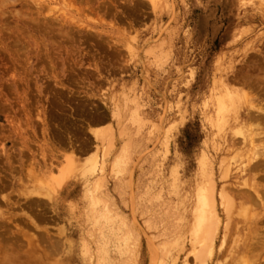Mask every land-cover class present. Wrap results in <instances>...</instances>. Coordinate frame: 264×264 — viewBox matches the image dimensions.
<instances>
[{"label":"rangeland","instance_id":"374dc122","mask_svg":"<svg viewBox=\"0 0 264 264\" xmlns=\"http://www.w3.org/2000/svg\"><path fill=\"white\" fill-rule=\"evenodd\" d=\"M263 26L264 0H0V221L34 232L27 221L35 213L19 192L47 193L54 185L51 220L32 216L60 240L45 264L197 262L192 252L205 246L201 233L194 239L190 232L194 195L204 183L199 159L207 157L217 189L249 190L244 177L261 179L245 170L252 147L237 134L240 121L251 124L246 105L237 121L227 116L216 127L212 98L222 83L241 87L234 79L262 60ZM48 149L56 157L52 175L35 165L51 161ZM120 150L130 155L121 166L113 163ZM102 152L106 189L96 191L108 193V211L99 193L92 204L84 195L100 175ZM71 156L78 166L57 185ZM91 159L98 169L86 179L82 168ZM234 220L221 247L219 228L204 264H239L260 241L264 224ZM256 252L264 264V249Z\"/></svg>","mask_w":264,"mask_h":264},{"label":"bare ground","instance_id":"6f19581e","mask_svg":"<svg viewBox=\"0 0 264 264\" xmlns=\"http://www.w3.org/2000/svg\"><path fill=\"white\" fill-rule=\"evenodd\" d=\"M57 19L58 18L56 17V20ZM68 19H69V17H68ZM72 19H73V17H71V20ZM67 34L68 33L66 32V36H67ZM243 40H244V38H243ZM52 41H54V40H51V42ZM243 42H242V44H244ZM245 50H246V48H245ZM248 51L249 50H247V52ZM249 54H251V53H249ZM261 54L262 55L260 57L262 60L256 61L254 59L255 61L252 62V65L254 64V66H253V68H251L252 71L250 73H249L250 70H248L250 68H248L246 71L243 70L244 72H240V74H238V76L235 75V76H237L236 78L234 76V78H235L234 81L236 83L238 82L240 84V86L242 85L241 87L232 88V87L228 86L227 84L222 83L221 84V91L222 92H220V94H215V96L213 95L212 101H214L213 105H214L215 113H216L215 114V117H216L215 118L216 119L215 125H216V127L225 124L227 122L226 121L227 116H228V118L232 117L233 120L237 121L238 117L240 115V114H238L239 107L241 105L244 106V104L246 105L247 112L245 114V120H246V122L249 121V123H251V124L248 125V123H247V125H246L245 122L240 121L241 129H239L237 131V134H239L241 136V139L247 143H250L249 146L252 147V156H253L252 160L253 161L250 162L249 169H245V170H250V171L255 172V176L256 175L260 176L261 179L264 181V50L261 51ZM255 64H256V66H255ZM245 67H247V66H244V68ZM54 77H56L55 74H54ZM40 120H41L40 122L45 124L44 118L40 119ZM211 120H213V119H211ZM11 126L15 131L16 129L13 126V124H11ZM18 127L20 128V130L22 129L20 126H18ZM91 128H93V127H91ZM98 131L99 130H96V129L91 130V132L94 135H98ZM101 132H100V134H101ZM233 132H235V131H233ZM107 133H105L103 135L107 136L108 134H110V132L108 134ZM103 135H102V138L103 139L106 138L105 136L103 137ZM98 138H99V136H98ZM107 139H108V137H107ZM237 139L239 141V138H237ZM67 140H68V143H66V144H68L67 147H69L71 154H73L77 150V148H76L77 146H75L76 149L73 147V144L71 142V138L68 137ZM109 140H112V137H110ZM23 141H24L23 143L25 144L26 140L24 139ZM101 141L106 142V139L101 140ZM130 141L128 143H130ZM28 142H27V144H29ZM109 142H111V141H109ZM125 142H127V141H125ZM125 142L123 144L126 148ZM128 143H126V144L128 145ZM235 143H237V141ZM128 147H130V146L128 145ZM44 148H47V147L44 146ZM121 149H123V148H121ZM128 149L129 148L126 149L127 150L126 152L128 154H130V152L132 150L131 151L129 150L130 151L129 152ZM48 150H50V149H48ZM51 150H50V153H51L50 160L51 161H49V162L43 161L42 163H40V161H39V162L35 163V165L39 169H40V167L43 166V168H45L43 173L47 172V173H51V175H52V172H50V171H54V169L52 170V166L54 167V164L52 163L54 161H52V159H55L56 157H55L54 153L51 152ZM83 150H81L82 151L81 153H83ZM21 152H23V150ZM95 152H97V150ZM103 152H105V151H103ZM103 152H102V154L103 155L105 154V156H101L103 158H101L102 161L98 167L99 168L98 172L100 173V175L98 174L99 175L98 178L96 176L97 180L96 179H94L95 181L93 180L92 185H91L92 187H89V188L84 187L85 191L83 190L84 195L87 197V199L90 201V203L97 196L96 189L100 188L102 186V184L104 186V184H105L104 182H106V180L104 181V175H105V170H107L106 169V159H107L106 153H108V151L106 153H103ZM124 153H125V150H124ZM23 154H21V155H23ZM128 154L126 155L127 157H125V156H123V150H120V153L115 157V159L113 160V163H115V162L120 163V160L122 157H125L124 159L127 160L130 157V155H128ZM10 158H11V156H10ZM42 158L44 160V154H42ZM241 158H242V156H241ZM66 159L68 161H70L69 165H68V167L65 168V170L62 171L61 178L55 180V183H57V185L61 184V181L63 180V175L67 174V172L69 171V169H71V167H74L76 165L78 166V164H77L78 161L76 159H74L72 156L67 157ZM123 160H122V162H123ZM128 160H130V158ZM250 160H251V158H250ZM89 161L90 162H87V161L84 162L85 164H83L84 167L82 168L83 173L81 172L82 174L85 175L86 179L91 178V176L94 175L98 169L97 163L99 161L97 159H93V160L91 159ZM125 163H126V161H125ZM199 163H200V174L203 178L202 180L204 183H202L200 186L197 187L195 195H194L195 199H194V206L192 207L193 209L191 211V213H192V224L190 227V232H191V235L193 236L194 239L202 237V236H200L199 233H201L204 237V239H202L203 237L201 238L202 240H204L203 243L205 244L202 251H200V250L196 251L195 250L194 253L192 252V254L194 255V256L192 255V257L197 260V262H196L195 259H193L196 262V264H204L203 258H205V256H201V255H204V254L205 255H211L212 254V247L214 244V240H215V237L217 236L216 234H217V232L221 226L224 227V228H222L224 233H222L223 235L221 234L222 240H221V243L219 244L220 247L225 243L226 232L230 231V228H231L230 224L233 223L234 221H235L234 222L235 225L237 223V221L234 220L235 215L242 217L241 221L245 222V224L247 223V221H251L252 224H254L253 226H256L257 223H261V226L264 224V189H262L264 187L260 188L261 183L258 184L259 183L258 181L261 180L260 178H257L258 179L257 180V179H254V177H249V178L244 177L242 179V181H243L244 185L249 186V190L247 189L248 191L245 189L244 190L243 189H235L234 187H233L234 189L231 188L232 190H234V191H232L230 188L228 189L225 185H224L225 187L223 185L222 186L220 185L221 188L217 189L216 181L213 177V171L214 170L212 171L211 164L208 162L207 157L202 156L199 159ZM58 164H59V162H58ZM121 164L122 163H120L119 166H121ZM31 165H33V164H31ZM56 165H57V163H56ZM117 165H118V163H117ZM10 166H12V165L10 164ZM219 167H221V166H219ZM54 168H57V167H54ZM222 170H223V168H222ZM56 171L57 170L55 169V172ZM224 171L225 170H223L222 172L224 173ZM259 173H260V175H258ZM220 175H223V174H220ZM223 176H220V178H222ZM255 180H257L258 183H256ZM98 181L101 183L100 186H99ZM263 181H261V182H263ZM2 182L3 181L1 180L0 181V187H4V184ZM97 185L99 187H97ZM53 186L54 185H52V186L48 185L47 193L40 192L39 190L32 191V192L29 191L30 193H26L27 190H25V189H23V192H19V193H23V195H26L27 201L25 200L26 202L24 205L27 209H29V211L25 210V212L28 211V213H29L30 210H31V212L34 211V213H35L34 215L38 221L48 222L49 220H51L52 216L47 215V212H48V203H49L48 201H50L49 196L52 194L51 192L54 189ZM105 187L106 186H104V188ZM102 188L100 190L101 194L99 192H97V193H99V195H98L99 198L102 200L101 201L99 199V201H101L104 204L105 210L108 211L107 206H109L111 202L108 203V198H107L108 195H106L108 193L104 192V188L103 189ZM43 189H45V188H43ZM94 191H95V193H94ZM101 191H103L104 193ZM6 197L4 196L2 198V200L5 201L6 205H8L9 203L6 200ZM20 207H22V206H20ZM235 211H237V212H235ZM25 212H23V216L25 215V217H26L28 214H26ZM32 214H33V212H32ZM221 214H222V216H221ZM34 215H32V216L34 217ZM248 215H251L252 217L250 218V216H248ZM30 216L28 217L29 221H27V222H29L28 224H30L31 227L37 233H35V231L30 232L29 230H31V229L26 230L24 228V226L18 227V225L17 224L15 225L14 223H13L14 229H11V227L8 225L9 221H11L10 218H9L10 220H8V219L3 220L5 222L8 221L7 222L8 224H6L3 221H0V228L3 227L2 229H4L2 232H0V264H45L44 263L45 258H47L49 255L51 257H53V255H56V253L53 254V252H57L56 250L59 247L58 241H60V240H58L56 238L53 239L56 236H53V238H52V236L50 235L51 233L49 234L47 229H45L46 227L41 228L40 226H38L37 225L38 222L36 223L35 219H32V216L31 217ZM28 218H27V220H28ZM236 218H238V217H236ZM262 227H264V226H262ZM262 229L264 230V228H262ZM262 229H258V230H261V232H264V231H262ZM128 232H129V230H128ZM128 232H127V235H128ZM131 234H133V233H131ZM129 235H130V233H129ZM195 235H197V236H195ZM262 235H260V237H259L260 241H256L254 244V247H251V248H253L252 252H250V254H249V252H247L246 256L243 255L241 257L239 264H257V261L259 259V253L258 252L254 253V251L256 249H258L259 251H262V249H264V234L262 233ZM57 238H60V237H57ZM201 239H198V241H196V240L195 241L199 243V241ZM202 240H201V242H202ZM233 240H235V239H233ZM252 242H254V241H252ZM252 242H250V243H252ZM60 245H62V244H60ZM201 247H203V244ZM230 247L231 246L229 245L226 250H228V248H230ZM61 248H62V246H61ZM247 248L249 249V247H246V249ZM226 250H225V252H226ZM58 251H60V249H58ZM225 252H224V254H225ZM50 253L53 255H51ZM263 255H264V253H263ZM263 255H262V257H263ZM50 256L48 258H50ZM262 257H261V259H262ZM48 261H47V263H48ZM262 261H263V259H262Z\"/></svg>","mask_w":264,"mask_h":264}]
</instances>
